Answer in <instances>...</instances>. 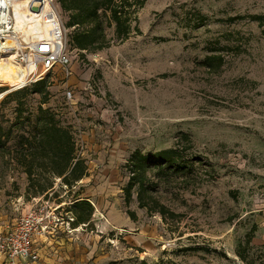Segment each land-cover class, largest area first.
I'll list each match as a JSON object with an SVG mask.
<instances>
[{
	"label": "rangeland",
	"instance_id": "374dc122",
	"mask_svg": "<svg viewBox=\"0 0 264 264\" xmlns=\"http://www.w3.org/2000/svg\"><path fill=\"white\" fill-rule=\"evenodd\" d=\"M55 4L70 63L35 78L47 80L42 107L71 127L86 175L27 191L11 126L18 103L27 123L41 96L10 97L18 85H0V127L11 130L0 140V220L31 209L72 219L53 264H264V25L250 17L264 15V0H146L136 10L140 34L96 51L70 45L76 29ZM210 53L223 56L218 72L203 65ZM180 133L191 144L185 168L147 174L148 196L176 216L138 207L135 190L126 203L132 152L152 155Z\"/></svg>",
	"mask_w": 264,
	"mask_h": 264
},
{
	"label": "trees",
	"instance_id": "16d2710c",
	"mask_svg": "<svg viewBox=\"0 0 264 264\" xmlns=\"http://www.w3.org/2000/svg\"><path fill=\"white\" fill-rule=\"evenodd\" d=\"M58 2L61 9L69 14L67 27L76 29L71 36L70 45L79 51L101 50L108 47L113 40L123 42L132 33L140 34L136 10L142 7L146 0H58ZM250 17L264 25V15ZM110 28L113 35L108 38L107 31ZM223 63L221 54L210 53L203 59V65L214 72H218ZM29 92L39 94L41 100L36 115L33 119L28 118L27 123H24V119L21 120L22 113L18 103L15 121L11 126L19 131L12 158L26 173L27 191L33 195L43 194L52 189L54 183L52 177L55 176L70 187L82 179L87 170L84 159L76 153L71 127L61 125L51 109L42 107L49 96L48 82L44 78L14 90L7 96L18 98ZM5 134L10 135L11 130L4 132L0 127V140ZM179 137L172 147L160 149L152 155H144L139 150L132 152L128 159L130 176L124 188L126 203L130 201L135 190L138 207L158 212L162 216H176L150 194L148 196L150 179L147 174L168 175L179 172V168H185L181 165L186 163L184 153L190 148V138L185 133H180ZM43 174L48 176L42 177ZM89 214L87 216L78 214L74 225L84 223L88 220ZM237 255L242 261L246 260L247 249L237 251Z\"/></svg>",
	"mask_w": 264,
	"mask_h": 264
},
{
	"label": "built area",
	"instance_id": "2783aa9c",
	"mask_svg": "<svg viewBox=\"0 0 264 264\" xmlns=\"http://www.w3.org/2000/svg\"><path fill=\"white\" fill-rule=\"evenodd\" d=\"M36 0H28L26 9L29 25L33 31L26 33L16 23L14 0H0V55L15 54L16 59L23 64L33 63L36 69L31 70L27 82L13 90L30 85L37 81L39 73L43 74L55 68H65L70 63L69 50L66 41L65 25L56 6V0H40L38 12L31 11ZM41 13V22L51 23L50 35H40L39 23L34 15ZM91 90V87L88 86ZM72 92L66 91L70 99ZM58 209H31L22 217L9 221H0V255L8 259L9 264L17 260L29 261L32 264H44L38 251L37 237L48 236L55 232L58 225H69L72 221L64 220L58 215Z\"/></svg>",
	"mask_w": 264,
	"mask_h": 264
},
{
	"label": "bare ground",
	"instance_id": "6f19581e",
	"mask_svg": "<svg viewBox=\"0 0 264 264\" xmlns=\"http://www.w3.org/2000/svg\"><path fill=\"white\" fill-rule=\"evenodd\" d=\"M28 0H14V11L16 14V23L21 27L26 33H31L33 31L32 25H29L27 19L28 11L26 9V4ZM37 22L40 24L38 27V32L40 35L48 34L50 35V29L52 28L51 23L41 22V13L34 15ZM36 69L33 63L23 64L16 59L15 54L5 53L0 55V85H18L22 86L27 82V76L30 71Z\"/></svg>",
	"mask_w": 264,
	"mask_h": 264
},
{
	"label": "crops",
	"instance_id": "0c3cea01",
	"mask_svg": "<svg viewBox=\"0 0 264 264\" xmlns=\"http://www.w3.org/2000/svg\"><path fill=\"white\" fill-rule=\"evenodd\" d=\"M63 228L65 229L64 222L62 224L60 223L56 228L55 232L49 234L48 236L37 237L36 241H37L38 251L41 256V260L44 264H53V260H52L53 257L51 256L50 258L49 255L50 254L52 255V253L59 251L60 248L59 244H61V240L63 239L64 236H67L68 234V233L66 234L64 233ZM21 263L32 264L29 261H24V260H17L15 264H21ZM0 264H9L8 259L0 255Z\"/></svg>",
	"mask_w": 264,
	"mask_h": 264
},
{
	"label": "water",
	"instance_id": "95a60500",
	"mask_svg": "<svg viewBox=\"0 0 264 264\" xmlns=\"http://www.w3.org/2000/svg\"><path fill=\"white\" fill-rule=\"evenodd\" d=\"M40 7H41L40 0H36L31 6V11L38 12L40 10Z\"/></svg>",
	"mask_w": 264,
	"mask_h": 264
}]
</instances>
